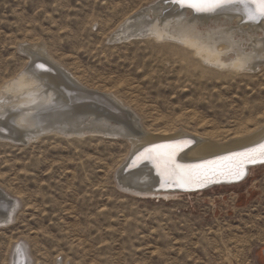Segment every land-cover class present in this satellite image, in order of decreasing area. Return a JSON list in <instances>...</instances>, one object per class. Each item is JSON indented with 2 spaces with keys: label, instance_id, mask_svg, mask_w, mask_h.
Wrapping results in <instances>:
<instances>
[{
  "label": "rangeland",
  "instance_id": "374dc122",
  "mask_svg": "<svg viewBox=\"0 0 264 264\" xmlns=\"http://www.w3.org/2000/svg\"><path fill=\"white\" fill-rule=\"evenodd\" d=\"M160 1L168 0H0V91L39 46L80 85L127 108L135 120L126 124L145 136L178 131L225 142L264 116V59L230 71L169 37L112 40L154 3V17L175 16ZM117 134L0 138V198L17 205L0 223V264L23 262L16 255L24 245L32 264H264V164L238 184L136 194L121 171L139 164H128L132 144Z\"/></svg>",
  "mask_w": 264,
  "mask_h": 264
},
{
  "label": "bare ground",
  "instance_id": "6f19581e",
  "mask_svg": "<svg viewBox=\"0 0 264 264\" xmlns=\"http://www.w3.org/2000/svg\"><path fill=\"white\" fill-rule=\"evenodd\" d=\"M164 3L160 1L162 7H171L166 10L167 12H170L172 9L175 10V16H167L162 18V20L159 19L160 16L154 17L158 9L156 7L158 3H154L146 9L143 8V10L133 14L124 23L120 24L119 28L113 33L112 40L123 41L143 34L152 35L159 40H165L169 37L168 39H174L193 50L192 53H196L199 56L197 58H200V62H204L205 65L207 64L210 67L213 66L218 69H229L230 71L248 69L250 65H258L264 59V20H259V22L249 21L247 16L238 7L224 10L222 11L224 14L221 13L220 16L212 18V15H206L211 13H194L188 8L181 9L172 0ZM161 6L159 7L161 8ZM201 15L203 19L197 17ZM240 18L248 22L245 24L241 23L239 21L241 20ZM141 23L142 26L140 25ZM38 47H33L35 51L31 50L32 47L25 49L29 54L32 51L30 64H27L24 70L15 79L8 82L0 91V124L3 127H16L27 140L35 138L42 131H46L44 133H47V130L48 133L62 135L67 132L68 134H70L69 132H76V135L79 132H101L105 135L122 133L121 135L131 142L133 154L148 144L187 137L184 132L178 131L174 133L158 132L147 136H145L144 132L139 133L136 124H133L132 127L126 124L128 117H132L133 121L135 120L127 108L115 102L114 97L110 95L80 85L77 79L69 74L61 65L56 64L57 62L47 60L45 57L39 55L42 49ZM187 48L185 50L189 51ZM41 59L49 62V66L43 64L48 71L35 70L40 75L34 76L29 69L36 64V61ZM39 62L41 63V61ZM57 74L59 77L56 76ZM41 76L43 79L40 78ZM91 91L105 96L108 104L103 107L98 102H92L94 100L97 101L95 99L97 95ZM23 94L25 95L21 99H10V97L21 96ZM257 111L259 112V110ZM252 118L244 124L241 123V127L243 128H241V132L234 133L225 142L214 141L208 137V139H200L197 138L201 137L198 133L193 134L196 138L188 136L184 141H191L192 144H186L182 146L183 148L181 147L182 150L186 147L188 148L182 152L179 159L186 162L206 160L216 155L237 151L263 142L264 116ZM112 119H115V121L120 119V126H113L111 128L110 123L114 121ZM124 129H126L125 132H123ZM129 131L140 135H132ZM143 162H137L138 165L134 161L138 165V168L135 170H131L128 167L130 170L124 168L125 170L121 171V175L124 174L125 176V187L127 189L133 193L143 195H153L154 193L157 194L156 192L172 195L179 192L175 185L172 186L170 184L172 180L170 177L167 178L169 181L164 178L161 174V169L156 166L155 161L146 160V162ZM263 164L257 165L261 166ZM253 166H247L245 176L249 174L251 168L259 167ZM244 180L241 178L237 182H226L221 185L238 184ZM3 195L5 194L3 193ZM3 195L1 196L2 199L0 198L2 202L4 201L3 197H5ZM3 203L5 207L1 210V213L4 211L6 214L0 217V223L9 221L17 206L16 203L9 204L8 201ZM26 249V247L23 248V254L20 256V260L23 262L20 264H32L30 259L29 262L25 260L28 257Z\"/></svg>",
  "mask_w": 264,
  "mask_h": 264
},
{
  "label": "snow or ice",
  "instance_id": "6c2138e0",
  "mask_svg": "<svg viewBox=\"0 0 264 264\" xmlns=\"http://www.w3.org/2000/svg\"><path fill=\"white\" fill-rule=\"evenodd\" d=\"M181 7H188L198 13H213L218 10L240 8L251 21L264 20V0H173ZM47 72L43 64H34L29 71L34 76L38 71ZM43 79V77H40ZM191 141H176L171 144L153 145L137 154V160H153L161 169V174L173 177L175 182L202 186L211 182L212 177L239 180L246 175L247 166L264 163V142L246 147L240 151L202 160L197 164L180 165L177 163L176 152Z\"/></svg>",
  "mask_w": 264,
  "mask_h": 264
},
{
  "label": "water",
  "instance_id": "95a60500",
  "mask_svg": "<svg viewBox=\"0 0 264 264\" xmlns=\"http://www.w3.org/2000/svg\"><path fill=\"white\" fill-rule=\"evenodd\" d=\"M179 5V4H178ZM179 7H181L180 5H179ZM184 8H188V7H181V9H184ZM188 9H191V8H188ZM194 13H198V12H195L193 9H191ZM196 15V14H195ZM249 20V19H248ZM246 21V20H245ZM249 21H251V20H249ZM39 61H41V63L39 62ZM36 64H46V65H48L49 66V62L47 61V60H45V59H41V60H38V61H36ZM54 72V71H53ZM55 74V73H54ZM57 77H59L58 76V74L56 75ZM65 89V88H64ZM85 91V90H84ZM93 94H96L97 96H95V99H97V101L96 100H94V101H92V102H98L99 103V105L100 106H103V107H105V105H107L108 104V101H107V99L105 98V96H102L101 94H99V93H97V92H93V91H91ZM90 100H93V99H90ZM110 103V102H109ZM119 115H121V114H119ZM122 116V115H121ZM79 131V130H78ZM44 132H46V131H42V133L43 134H50V133H48V130H47V133H44ZM42 133L40 134V135H42ZM70 134H68V132L67 133H64V135H76V132H74V133H72V132H69ZM34 134V133H33ZM38 134V133H37ZM82 134H84L83 132H79V133H77V135H82ZM0 138L1 139H8V140H14V141H16V142H19V143H21V144H25V143H27V139L26 138H24L23 136H22V134H21V131H19L16 127H7V128H5V127H3V125H1L0 124ZM146 148V145L145 146H143V147H141L137 152H135L133 155H132V157L130 158V160H129V163L128 164H130V163H134L133 161H136V164H137V162H146V160H137V158H136V156H137V154H139L140 152H142L144 149ZM143 162V163H144ZM128 166V165H127ZM164 176V178L165 179H167L168 177H170V178H173V177H171V176H166V175H163ZM168 181H169V179H167ZM171 184H172V186L173 185H175L173 182H171ZM172 189V188H171ZM171 189H169V190H171ZM162 190H164V191H167V190H165V189H162ZM179 190V189H178ZM5 207V204L2 202V201H0V210H2L3 208ZM23 248H24V246H21L20 247V250H19V252L17 253V255H16V257H18V256H20L21 254H23ZM263 253H264V249H263Z\"/></svg>",
  "mask_w": 264,
  "mask_h": 264
}]
</instances>
